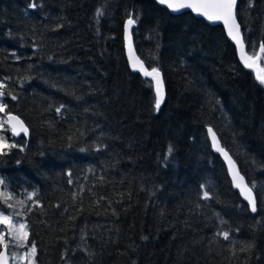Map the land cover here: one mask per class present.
Masks as SVG:
<instances>
[{
	"label": "trees",
	"instance_id": "obj_1",
	"mask_svg": "<svg viewBox=\"0 0 264 264\" xmlns=\"http://www.w3.org/2000/svg\"><path fill=\"white\" fill-rule=\"evenodd\" d=\"M32 2L0 0L1 135L16 145L0 154V179L23 201L34 264H264V84L221 26L154 0ZM236 17L255 55L264 0H237ZM129 18L136 56L160 73L159 110L154 80L125 57ZM259 64L264 76L262 52ZM8 113L27 135H12Z\"/></svg>",
	"mask_w": 264,
	"mask_h": 264
},
{
	"label": "snow or ice",
	"instance_id": "obj_2",
	"mask_svg": "<svg viewBox=\"0 0 264 264\" xmlns=\"http://www.w3.org/2000/svg\"><path fill=\"white\" fill-rule=\"evenodd\" d=\"M161 4H166L169 8H171L173 11H179L183 8H191L198 13L205 16L210 21H222L223 24L226 26L228 35L234 40L238 45L243 48V40L240 33V25L237 22L236 19V4L237 0H159ZM29 7L35 9L38 7V5L35 3V0H33L32 3H30ZM102 15V11L98 10L97 16ZM128 25H132L135 23V21L131 18L127 21ZM255 47V46H253ZM260 52L264 53V43H262L259 46ZM18 59V58H17ZM138 59V58H137ZM241 59L244 61L247 67L251 68L252 64L248 63L249 60L255 59L254 56H248L245 58L244 56L241 57ZM141 67L140 71L143 72V74L146 77H153V79L156 80V100H155V108L159 110L160 105L163 100V94H162V88L161 84L162 81L160 80V73L157 68H152L151 71H148L146 68L142 66V62H140ZM133 67H136V64H133ZM262 84H264V76H258L257 77ZM5 85L3 81H0V97H3L5 95V92L3 91ZM12 99H16L15 96L11 97ZM7 108V105L4 104L2 101H0V112H4ZM57 112L60 111V108L56 109ZM8 124L11 126V132L13 136L19 135L21 132L27 133L28 129L24 126L23 121L19 119L17 116H12L11 114L8 115L7 118ZM0 127H3L0 125ZM208 132L212 134L213 144L214 146L217 144L216 141V135L214 132H212V129L209 128ZM16 147L15 144H8L4 136L0 135V154L3 153L4 148H12ZM218 151H223V149L217 147ZM169 153L171 154L172 148L169 147L168 149ZM227 156V153H225ZM230 159V158H229ZM69 176L71 173L68 174ZM237 177L234 176V179ZM240 181H243V177H239ZM0 186H3L5 189H7V185L5 184V181L3 179H0ZM238 188H241V184L237 183L236 185ZM242 192H246V199L249 200L251 205V211L255 212L257 210L256 207V201L255 198L251 195V188H247L246 186L244 188H241ZM37 195L36 192H31L27 194L28 199H32ZM204 199L209 198V193L207 191L203 194ZM12 194L7 191H0V199H3V202L11 208L12 205L8 204V201L11 200ZM20 204H23V201H17ZM38 203V201H37ZM0 225H5L6 227L4 229H0V245L3 246V251H0V264H9V253L8 248L9 245L12 244L14 247H26L28 251L25 253L22 259L30 260L32 261V264H34V256L37 252V248L35 243L33 242L31 245L27 244L29 232L27 230L28 226L25 223H15L13 221V218L11 216L5 215L3 212H0ZM5 233L9 236V240L5 241ZM218 235H223L224 239H229V233L223 232ZM146 239V237H145ZM252 245H247L245 248L241 249L242 251H246L250 249ZM12 258H15V253H12Z\"/></svg>",
	"mask_w": 264,
	"mask_h": 264
},
{
	"label": "water",
	"instance_id": "obj_3",
	"mask_svg": "<svg viewBox=\"0 0 264 264\" xmlns=\"http://www.w3.org/2000/svg\"><path fill=\"white\" fill-rule=\"evenodd\" d=\"M155 2H157V4L161 7H164L166 8L167 10H169L172 14H179L181 13L182 11H189L191 12L194 16H196L197 18H200V19H203L204 21L206 20L207 22H209L210 25H220L221 28L224 30L225 32V35H226V39L230 42L233 43L234 47H235V53L237 55V59H238V63L240 65H242L243 67H245L246 69H248L249 71H252L254 74V76L257 78L258 76H260V74L262 73L261 71V66L259 64V61H260V58H261V52L259 50V48L256 50V54L255 55H250L248 52H246V44H245V41L243 40V48H241L240 45H238L234 40H232V38L228 35V31H227V28L226 26L223 24L222 21H210L208 20L205 16H203L202 14L198 13L197 11L191 9V8H183V9H180L179 11H173L171 8H169L166 4H161L159 2V0H154ZM236 7H237V4H236ZM235 12H236V8H235ZM237 19V17H236ZM238 22V20H237ZM239 23V22H238ZM240 25V24H239ZM132 25H128V23L126 24L125 26V29H123V33H124V41H123V44L125 45V57H127V60H128V63H129V67L131 69H136L139 73H141L142 75L143 72H141L139 69L141 67V64L140 62H142L137 56H136V51H135V48H134V44H132L133 40H132V35H131V32H130V29H131ZM240 30V33H241V36H242V32H241V28L239 29ZM243 38V36H242ZM261 45V44H260ZM244 56L245 58H247L248 56H254L255 59L253 60H249L248 63H251L252 64V67L249 68L246 66V64L244 63V61L241 59V57ZM138 58V59H137ZM136 64V67L134 68L133 67V64ZM144 64L142 63V66ZM144 67V66H143ZM145 68V67H144ZM147 69V68H146ZM148 70V69H147ZM150 71V70H148ZM145 76V75H144ZM154 80V79H153ZM154 83H155V87H156V80H154ZM156 92V91H155ZM11 114L12 116H17L19 117L17 114L15 113H8L7 116H6V119L8 118V115ZM19 119L21 121H23L20 117ZM8 123V122H7ZM23 124L25 127L26 124L25 122L23 121ZM9 128L11 129V126L10 124H8ZM211 128L212 129V132L213 131V128L212 127H207V136H208V140H209V143L211 145V150L214 152V154L218 155L219 158L221 159L222 163L225 164V167H226V170H227V173L226 175H228L229 177V180L231 182V187H233L234 190L238 191L239 195H240V199H242V201L248 206L249 208V211H251V205H250V202L248 199H246V192H242L241 191V188H244L245 186L247 188H251V187H248L244 177L240 174V171H239V168H238V165L237 163L234 162V159L230 156V154L225 150L226 148L222 147L219 139H217V135H216V141H217V144L214 146L213 144V139H212V134L208 132V129ZM28 129V128H27ZM27 135L28 134V131L27 133H23L21 132L19 135H16L14 137H20L22 135ZM217 147L223 149V151H218L217 150ZM225 153H227V156L225 155ZM230 158V159H229ZM234 176H236L237 178L234 179ZM242 176L243 177V181H240L239 180V177ZM237 183H240L241 184V188H238L236 185ZM252 190V188H251ZM251 195L253 197H255L253 191L251 192ZM256 201V199H255ZM253 214H256L257 211L253 212L251 211ZM3 251V249L1 250ZM8 253H9V249H8ZM10 264V263H9Z\"/></svg>",
	"mask_w": 264,
	"mask_h": 264
},
{
	"label": "rangeland",
	"instance_id": "obj_4",
	"mask_svg": "<svg viewBox=\"0 0 264 264\" xmlns=\"http://www.w3.org/2000/svg\"><path fill=\"white\" fill-rule=\"evenodd\" d=\"M152 79H153V77H152ZM0 101H1V97H0ZM6 122H7V119H6ZM0 125H2V126L4 125L2 112H0ZM7 125H8V123H7ZM2 128L3 127H0V135H1ZM10 131H11V129H10ZM0 191H4L2 186H0ZM1 200L3 202V199H1ZM17 201H19V200L14 199V198H12L11 200L8 201V204L12 205L11 208H9L3 202V207L0 209V212H3L5 215L11 216L13 218V221L17 224H19V223H25L26 224V222L23 219L24 214L22 212V205L20 203H18ZM5 227H6L5 225H0V229H4ZM9 239H10L9 236L5 233V241L7 242ZM2 249H3V246L0 245V251ZM8 249H9V263L10 264H32V261L25 260V259L21 258L28 251V249L26 247H14L12 244H10ZM12 253H15V258H12Z\"/></svg>",
	"mask_w": 264,
	"mask_h": 264
}]
</instances>
